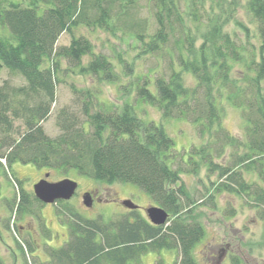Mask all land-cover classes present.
<instances>
[{
  "label": "trees",
  "instance_id": "obj_1",
  "mask_svg": "<svg viewBox=\"0 0 264 264\" xmlns=\"http://www.w3.org/2000/svg\"><path fill=\"white\" fill-rule=\"evenodd\" d=\"M140 1L0 0V69L23 79L20 85L6 80L0 85V165L6 173L20 162L63 172L73 168L108 183L131 182L169 214L165 224L154 225L138 213L104 221L73 212L68 239L58 247L45 245L44 259L31 254L34 264H141L143 254L162 249H177L174 264H198L193 249L205 234L200 222L184 218L197 203L186 193L181 167L168 164L175 156L173 139L162 124L139 117L133 104L97 108L92 91L79 89L70 105L57 109L58 132L45 131L43 122L56 102L60 58L80 72L118 79L116 62L95 53L85 34H73L77 27L129 37L137 56L168 53L167 70L152 77L149 72L134 84L136 99L155 106L164 119H186L200 134L208 133L210 140L198 151L200 161L218 170L214 191L246 195L264 222V0L242 4L251 27L236 17L240 0ZM142 5L144 17L138 15ZM64 32L69 44L58 46ZM86 55L90 59L83 63ZM223 94L242 114L241 137L222 125L217 97ZM226 150L231 151L227 164L216 163L213 153L222 157ZM192 159L196 171L199 163ZM17 181L16 211L37 217L49 234L40 216L43 202ZM26 245L32 251L29 241ZM0 264H5L1 257Z\"/></svg>",
  "mask_w": 264,
  "mask_h": 264
},
{
  "label": "rangeland",
  "instance_id": "obj_2",
  "mask_svg": "<svg viewBox=\"0 0 264 264\" xmlns=\"http://www.w3.org/2000/svg\"><path fill=\"white\" fill-rule=\"evenodd\" d=\"M246 0H240V9L236 17L240 22L249 23V18L242 6ZM144 4V0L140 1ZM140 17L147 16L146 8L138 7ZM232 27L230 24L225 28ZM251 30V29H250ZM239 33V32H238ZM73 34H85L94 45L95 53H104L110 60L116 62L118 79L109 80L100 78L97 74L80 72L78 68L59 59L60 70L57 84L56 102L52 107L51 114L43 122V127L49 135L58 132L55 124L57 109L63 105H70L75 97V91L79 89H90L95 95V107H105L112 110H120L124 103H131L135 112L145 121L153 120L162 124L173 139L174 159L168 160L173 168L181 167V180L185 186L186 193L195 203L193 211L185 220L198 221L205 229L204 237L193 249L194 257L198 264H210L207 254L210 250L220 252L226 245L232 249L225 253L226 257L220 264H264V222L259 218L254 208L247 202V196H238L227 191H214L215 183L220 180L218 170H210L207 162L200 161L199 151L209 140L208 133L200 134L196 125L186 119L161 117L159 109L148 103L136 99L134 84L143 82L145 75L150 72L152 77L154 71L162 68L167 70L168 53L161 51L154 56H137V49H134V42L129 37L110 36L107 32L90 31L77 27ZM70 41V34L64 32L60 35L57 45H67ZM118 56L128 61L131 70L120 64ZM90 59L86 55L82 62ZM138 76H141L138 79ZM191 80L190 75H186ZM12 85L23 84L19 75L10 73L6 68L0 69V85L3 81ZM218 96V95H217ZM217 104L222 111V125L231 134L241 137L244 133V121L240 110L234 107L225 95L217 97ZM214 135V132H213ZM216 139V137H215ZM217 141V140H216ZM218 142V141H217ZM216 142V143H217ZM4 151L3 148L0 152ZM231 151L226 150L220 157L213 153V159L218 164H227L230 160ZM198 161L196 171H193L191 161ZM1 161V160H0ZM2 163L3 160H2ZM196 165V164H193ZM9 174L6 173L5 165H0V257L5 264H34L32 255H39L45 258L44 247L51 245L58 247L67 239L69 223L75 212L83 218L92 220L102 219L104 221L123 215L138 213L148 219L145 208L159 206L141 187L131 182H111L94 179L79 173L76 169L70 168L66 172L58 169H44L28 163L15 162L11 166ZM193 171V172H192ZM49 173V181H57L69 178L77 183L74 194L68 200L53 203H42L39 206L40 216L43 223L49 229L45 234L37 217L30 213H18L15 209V202L18 199L17 189L21 187L26 192H33L32 186L45 173ZM246 179H254L253 174L244 173ZM223 180V178H222ZM97 190L101 194L94 196L90 206L84 204L81 197L84 191L92 192ZM209 193L213 194L209 198ZM98 198L100 200H98ZM120 198V200H119ZM130 199L138 208L129 210L120 201ZM91 200V197H90ZM67 204L71 212L64 210L63 204ZM63 203V204H62ZM59 211V212H58ZM29 241L32 251H29L26 242ZM20 245L23 252L20 250ZM236 257L230 258V257ZM177 249H162L159 252H147L141 257V264H155L160 258L162 264H174L177 260ZM28 262V263H26ZM31 262V263H30ZM127 264H134L129 262ZM214 264V263H211Z\"/></svg>",
  "mask_w": 264,
  "mask_h": 264
},
{
  "label": "water",
  "instance_id": "obj_3",
  "mask_svg": "<svg viewBox=\"0 0 264 264\" xmlns=\"http://www.w3.org/2000/svg\"><path fill=\"white\" fill-rule=\"evenodd\" d=\"M49 173L33 184V193L35 197L43 203H53L56 200H68L74 194L77 183L69 178H63L57 181H49ZM85 197V198H84ZM84 204L91 205L90 197L84 196ZM122 204L128 209H136L137 205L130 199H125ZM148 220L154 225L165 224L169 214L160 206H149L145 209Z\"/></svg>",
  "mask_w": 264,
  "mask_h": 264
},
{
  "label": "flooded vegetation",
  "instance_id": "obj_4",
  "mask_svg": "<svg viewBox=\"0 0 264 264\" xmlns=\"http://www.w3.org/2000/svg\"><path fill=\"white\" fill-rule=\"evenodd\" d=\"M98 193L101 194L97 190H93L92 192L84 191V193H83V195L81 197H83V196L91 197V204H92L94 196L97 197L99 195ZM98 200H100V199L98 198ZM119 200H120V198H119ZM123 200H125V199H121L120 202L122 203ZM230 249H232V248H231V246L229 247L228 245H226L225 248L220 249L221 250L220 252H217V251L211 249L210 252L207 254L208 262L209 263L211 262V263H214V264H220L226 257L225 253L227 251H229ZM230 258L237 259L234 256L230 257Z\"/></svg>",
  "mask_w": 264,
  "mask_h": 264
}]
</instances>
